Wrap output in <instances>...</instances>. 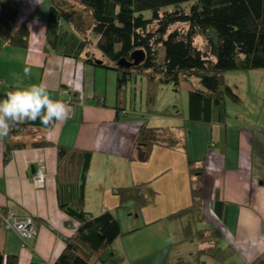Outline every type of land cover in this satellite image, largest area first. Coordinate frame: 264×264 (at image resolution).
I'll list each match as a JSON object with an SVG mask.
<instances>
[{"label":"crops","instance_id":"crops-1","mask_svg":"<svg viewBox=\"0 0 264 264\" xmlns=\"http://www.w3.org/2000/svg\"><path fill=\"white\" fill-rule=\"evenodd\" d=\"M50 6L51 0H20L15 29L23 25L29 28L28 45L0 48V90L43 84L53 99L72 109L69 119L54 121L49 127H29L16 137L17 142L28 147L15 151L7 164L0 140V209L7 207L18 214L31 215L38 228V237L30 242L28 249L32 251L24 264H53L63 253L65 240L74 236L78 228V223L61 210L58 197L60 185L68 197L78 193V185L65 187L64 181L57 179L56 147H29L43 141L92 152L83 209L95 216L109 210L119 218L126 235L115 249L124 264H165L169 257L181 254L180 246L174 249L172 245L182 240L184 224L168 217L193 203L191 163L202 166V210L210 225L220 231L221 247L233 251L228 261H257L264 255V119L236 120L229 111L232 102L227 103L226 126L190 122L188 112L177 114L183 115L182 119H167L163 110H155L156 106L151 108L146 103L147 108H143L144 93L148 95L154 85H148L144 78L139 81L140 76L132 78L118 108L116 73L46 52ZM25 67L31 69L29 76L24 75ZM252 72L248 90L264 96V75ZM157 90L161 88H155L153 97ZM138 94L141 103L136 106ZM154 114L152 123L145 119ZM143 121L150 127L173 130L184 146L157 144L147 162L133 160L135 139ZM40 167H44L46 175L42 189L32 182V169ZM144 184L155 192L151 202L139 214L118 211V188ZM216 202L224 205L216 209ZM11 242L14 248L17 243L22 248L14 232L7 234L6 247ZM6 252L11 251L6 248ZM8 255H17L21 264L16 251ZM193 264L222 263L199 255Z\"/></svg>","mask_w":264,"mask_h":264},{"label":"trees","instance_id":"trees-1","mask_svg":"<svg viewBox=\"0 0 264 264\" xmlns=\"http://www.w3.org/2000/svg\"><path fill=\"white\" fill-rule=\"evenodd\" d=\"M19 1L0 0V48L28 45L29 28L23 25L15 29ZM46 26L47 53L97 67L100 62V67L116 73L118 108L135 76L144 77L155 88L172 86L177 90L183 82L196 79L201 88L193 86L188 97L187 120L193 123L226 126L227 103H241L242 99L226 83L225 73L264 69V0H51ZM136 51L144 53L138 66H119L123 60L131 62ZM154 87L148 91L149 106ZM8 92L0 90V99ZM29 127L43 125L39 120H26L2 139L6 164L15 151L28 147L15 139ZM157 144L177 147L184 146V141L173 130L150 127L143 121L131 158L147 162ZM29 147H56L57 179L60 183L64 181L65 187L74 183L79 188L77 194L68 197L59 187L60 208L78 223V228L74 236L65 240V249L53 264H123L124 258L115 249L126 235L119 218L109 210L95 216L83 209L92 152L46 141ZM190 166L193 203L168 217L184 224L182 240L172 245L174 249L180 246L181 254L169 257L165 264H193L199 255L222 264H239L228 261L233 251L221 247L220 231L210 225L203 213L202 166L195 163ZM117 194L118 211L133 210V214H139L155 192L144 184L118 188ZM215 205L218 209L224 204ZM10 211L7 207L0 209V264H18V256L6 252L7 234L12 231L6 228L2 215ZM184 246L189 253L183 251ZM252 264H264V255Z\"/></svg>","mask_w":264,"mask_h":264},{"label":"rangeland","instance_id":"rangeland-1","mask_svg":"<svg viewBox=\"0 0 264 264\" xmlns=\"http://www.w3.org/2000/svg\"><path fill=\"white\" fill-rule=\"evenodd\" d=\"M146 16L149 17V13H146ZM259 72H262L264 75V69L259 70ZM109 73L114 74V71H109ZM252 71L251 72H242V71H232L225 73V80L226 83L233 87L237 94L241 97L243 100V104L239 103H233L231 108H229V111L231 115H233L236 120L239 118L240 121H244L245 118L248 120H251L253 122L263 121L264 119V96L260 95V93L250 89L248 90V78H252ZM249 75V77H247ZM144 77H139V81ZM263 80V88H264V76L262 77ZM194 83V84H192ZM112 85V84H111ZM201 88V86L198 84L196 79H192L191 83L183 82L182 87L177 90L176 88L172 86H159L161 90H157L154 93L152 105H156L157 111L163 110L165 112V115L168 118L173 119H182V116L185 115L188 112V97H189V91L193 88ZM251 86V85H250ZM109 92L112 93V86L109 89ZM264 93V90H263ZM249 95V96H248ZM137 103L136 106L141 103V100L139 99V94L137 95ZM248 96V97H247ZM144 99L142 98L144 109L147 108L146 102H148V95L144 93ZM229 103H231L229 101ZM150 104V106H151ZM150 113V110H148ZM184 113L182 116H178L177 114ZM164 116V117H165ZM173 116V117H172ZM148 118V121L152 120L151 123L156 119L155 114L154 115H147L145 119ZM172 119V120H173ZM9 242V240H8ZM15 244L13 242L7 243V250L11 251L8 252L14 253L15 251L21 256V264L26 263V259L29 257L31 253V248H21L17 246L14 248ZM15 250V251H14ZM31 250V251H30ZM28 262V260H27ZM124 264V263H123Z\"/></svg>","mask_w":264,"mask_h":264},{"label":"clouds","instance_id":"clouds-1","mask_svg":"<svg viewBox=\"0 0 264 264\" xmlns=\"http://www.w3.org/2000/svg\"><path fill=\"white\" fill-rule=\"evenodd\" d=\"M24 75L31 69L25 67ZM71 106L53 99L43 84H33L27 88L14 89L0 99V140L6 138L21 122L37 120L49 127L54 121H64L71 116Z\"/></svg>","mask_w":264,"mask_h":264},{"label":"built area","instance_id":"built-area-1","mask_svg":"<svg viewBox=\"0 0 264 264\" xmlns=\"http://www.w3.org/2000/svg\"><path fill=\"white\" fill-rule=\"evenodd\" d=\"M45 170L44 167L36 169L32 175V182L38 189L45 186ZM5 220L6 228L16 233L21 241L22 248L30 247V242L38 237V228L35 218L28 214H18L11 210L7 215H2Z\"/></svg>","mask_w":264,"mask_h":264},{"label":"water","instance_id":"water-1","mask_svg":"<svg viewBox=\"0 0 264 264\" xmlns=\"http://www.w3.org/2000/svg\"><path fill=\"white\" fill-rule=\"evenodd\" d=\"M131 62L123 60L119 62V66L125 67V68H131L134 66H138L143 60H144V53L142 51H136L135 53L132 54L131 56ZM99 66H101L100 62L97 63ZM33 173L35 172V168L32 169Z\"/></svg>","mask_w":264,"mask_h":264}]
</instances>
